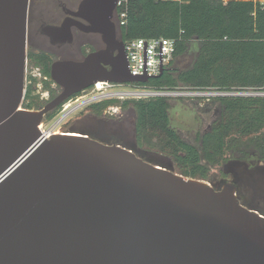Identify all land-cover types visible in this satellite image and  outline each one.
Returning <instances> with one entry per match:
<instances>
[{
  "label": "water",
  "instance_id": "1",
  "mask_svg": "<svg viewBox=\"0 0 264 264\" xmlns=\"http://www.w3.org/2000/svg\"><path fill=\"white\" fill-rule=\"evenodd\" d=\"M30 3L0 0V264H264V215L233 183L217 190L76 132L43 136L44 117L96 83L146 84L165 68L160 42V74L147 75L144 42L132 75L117 0H84L78 16L107 48L54 62L61 93L25 110Z\"/></svg>",
  "mask_w": 264,
  "mask_h": 264
},
{
  "label": "trees",
  "instance_id": "2",
  "mask_svg": "<svg viewBox=\"0 0 264 264\" xmlns=\"http://www.w3.org/2000/svg\"><path fill=\"white\" fill-rule=\"evenodd\" d=\"M127 1L124 7L127 22L119 29L122 42L142 38L176 41L175 59L161 76L151 79L147 87L168 90L182 87L224 94L264 93V9L255 0ZM193 44L198 45V52L192 66L186 69L174 67L175 60L186 55ZM27 60L41 69L46 78L41 81L42 89L54 99L57 89L52 87L51 59L45 54L30 52ZM38 84L40 81L35 78L27 88L23 109L38 111L47 104L36 93ZM173 100L111 99L93 103L86 110L97 115L113 106L133 111L136 145L168 157L174 172L183 177L209 183L212 171L224 167V172L220 173L233 175V184L242 194L243 187L252 184L250 180L254 174L264 184V166L250 170L244 161L229 163L227 158L230 138L235 132L242 142L260 149L261 160L264 161V96L212 98L211 101L220 106L222 113L231 112L237 116L234 122L222 117L218 125L199 134V145L186 142L171 127ZM61 107L47 114L43 123L52 121ZM235 167H239L240 173Z\"/></svg>",
  "mask_w": 264,
  "mask_h": 264
},
{
  "label": "rangeland",
  "instance_id": "3",
  "mask_svg": "<svg viewBox=\"0 0 264 264\" xmlns=\"http://www.w3.org/2000/svg\"><path fill=\"white\" fill-rule=\"evenodd\" d=\"M55 4L53 0H32L31 2V17H35L37 13L41 12L44 8H53ZM198 52V45L193 44L189 50V52L176 59L174 67L178 69H186L192 66L195 61L196 55ZM37 79L40 81V87L38 88L36 93L46 94L43 92L41 80L43 76L35 71L34 73ZM117 90L127 91L132 90L131 87L123 86L118 87ZM58 93H61V89H58ZM59 93V94H60ZM83 93L80 94V96ZM262 93H242V95H221V96H230V97H249V96H264L260 95ZM76 98V97H75ZM117 99V98H115ZM129 98L121 99L120 101H124ZM68 118L64 121V126L62 127V131L65 133L76 132L78 133L81 130L88 129L90 120H88V116L86 115L87 110L84 106L76 107L74 103V98L72 100L64 103L60 111L57 113L56 117L52 121L44 122V129H47L54 120L60 117L63 112V107L69 103H71ZM86 115V116H85ZM123 117H117L115 113L111 112L109 116L106 118V121H111V119L121 120V126L126 129V136L123 140L124 146L128 149L133 150L143 159L148 162H152L157 166L167 167L168 170L175 171L174 166L171 160L163 155L157 153H150L140 149L135 144L134 132L132 129L127 127L128 119H134V116L129 113V111L123 112ZM128 116V117H127ZM237 114L231 112H223L219 105L213 103V101H209L206 103L200 102L195 99H184L181 100L174 99L173 100V108L170 111V119H171V127L182 137L183 140L189 143L197 144V137L199 134H202L206 131H209L213 125H218L221 118L227 121H233L236 119ZM114 117V118H113ZM199 145V144H197ZM229 152L227 154V158L229 163L242 160L248 164V168L252 170L256 166H264V161L261 160V151L258 148H255L253 144L244 143L242 139L236 135L234 132L233 136L230 138L229 144ZM261 160V161H260ZM237 173H240L239 167H235ZM220 172H224V167L216 168L212 171V176L209 181V184L213 186L215 189L220 190L225 184L233 183V175L231 174H222ZM252 175V174H251ZM252 181L249 187H243L244 194L241 198V202L248 207L249 209L258 211L260 214L264 215V184L260 181L259 177L254 176L250 180Z\"/></svg>",
  "mask_w": 264,
  "mask_h": 264
},
{
  "label": "flooded vegetation",
  "instance_id": "4",
  "mask_svg": "<svg viewBox=\"0 0 264 264\" xmlns=\"http://www.w3.org/2000/svg\"><path fill=\"white\" fill-rule=\"evenodd\" d=\"M83 1L84 0H53L55 7L51 9L44 8L41 12L37 13L35 17H31L30 3L27 55L30 52L45 54L51 59L53 64L56 61L80 62L85 60V58L91 53L105 50L107 45L103 40V36L99 33L88 31L87 28L90 27V23L78 16L80 5ZM111 20L116 26L114 13ZM67 21L68 26L65 27ZM116 31L117 40L121 41L119 29H117V27ZM37 69L43 76L41 69ZM52 87L53 89H57V91L58 89H61L55 83ZM59 93L57 92V96ZM40 95L47 103L53 100L48 91H46V94ZM90 105L91 104L86 105L85 108L87 109ZM111 112L115 113L117 117L124 116V110L120 106L109 107L104 110L101 115L87 111L86 115L88 116V120H90L89 126H87L88 129L81 130L78 133L87 135L89 138L100 141L104 144L124 145L123 140L126 136V129L121 126V120L111 119V121H106V118ZM129 113L134 116L133 111H129ZM127 127L135 132V120L130 119L129 117ZM239 195L242 198V192L239 191Z\"/></svg>",
  "mask_w": 264,
  "mask_h": 264
},
{
  "label": "built area",
  "instance_id": "5",
  "mask_svg": "<svg viewBox=\"0 0 264 264\" xmlns=\"http://www.w3.org/2000/svg\"><path fill=\"white\" fill-rule=\"evenodd\" d=\"M264 9V0H255ZM127 0H117L116 8L114 11L116 18V27L120 29L127 22V12L124 7L127 5ZM144 42H147V75L160 74V42H162V68H166L174 59L176 54V41L167 38H152V39H137L129 43H125L127 53L128 67L132 75H143L144 64ZM38 69L26 61L25 70V93L27 88L33 84V79L37 78L34 74ZM157 76L149 77L151 79ZM43 79H46L43 77ZM37 85V89L41 88ZM146 84H128L120 85L108 82H98L90 89H87L80 96L74 97L76 107L84 106L92 103H97L111 99H135V100H149L156 98H171V99H195L200 102L206 103L211 101L212 98L221 95H231L218 93L213 90H200V89H187L177 88L175 90L168 89H155L147 87ZM128 86L132 90L121 91L117 90L118 87ZM40 94V92H39ZM242 95V93L234 94ZM264 95V93L260 94ZM43 99V97H41ZM73 99V98H72ZM71 99V100H72ZM72 102L63 107V114L52 122V124L44 129V124L40 125V130L46 139L51 138L53 135L64 134L62 127L64 121L68 118L71 110L69 109ZM64 105V104H63ZM62 105V106H63ZM62 108V107H61ZM64 123V124H63Z\"/></svg>",
  "mask_w": 264,
  "mask_h": 264
},
{
  "label": "bare ground",
  "instance_id": "6",
  "mask_svg": "<svg viewBox=\"0 0 264 264\" xmlns=\"http://www.w3.org/2000/svg\"><path fill=\"white\" fill-rule=\"evenodd\" d=\"M40 129V128H39ZM70 136H78V135H76V134H69Z\"/></svg>",
  "mask_w": 264,
  "mask_h": 264
}]
</instances>
